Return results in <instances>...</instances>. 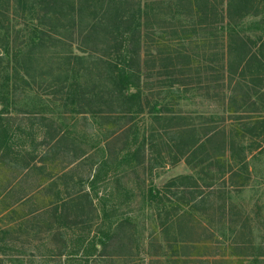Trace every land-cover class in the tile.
<instances>
[{
  "label": "rangeland",
  "instance_id": "rangeland-1",
  "mask_svg": "<svg viewBox=\"0 0 264 264\" xmlns=\"http://www.w3.org/2000/svg\"><path fill=\"white\" fill-rule=\"evenodd\" d=\"M177 2L162 0L156 7L159 24L166 20L168 6L175 14L174 25L197 22L195 6L177 8ZM216 3L219 8L222 0ZM242 12L258 14L256 18L246 15L240 29L241 34L257 38L262 30L251 26L264 18V0L248 2ZM241 15L234 13L232 22L238 23ZM12 16L9 21L16 28L27 22ZM214 27L197 26L192 43L203 38L224 41ZM10 33L16 47L17 33ZM196 46L203 62L207 53L201 43ZM52 52H43L42 60ZM261 56L264 59V51ZM246 76L253 85L248 83L249 97L241 108L212 100L191 87L171 89L169 97L153 89L154 99L159 92V101L186 118L196 137L210 126L217 129L211 140L201 137L200 154L212 160L197 166L193 165L198 161L170 163L166 144L172 134L162 131L167 126L164 120L159 123L142 114L133 119L132 115L117 119L110 112L84 115L71 112L70 106L63 114L54 100L58 96L41 91L38 79L36 84L29 80L32 85L25 92L30 98L15 97L4 109L0 105V228L7 230L0 236V250L4 246L7 253L4 264H264V68L250 66ZM35 94L46 98V103ZM143 141L144 166L134 155ZM150 193L157 196L155 201H149ZM58 198L65 202L49 208ZM9 204L15 205L9 209ZM40 204L46 206L39 217L11 220L16 211L20 217ZM124 219L129 220L125 236H137L129 244L131 258L118 257L126 253L119 243L110 250L112 258H98L92 245L99 250L103 232Z\"/></svg>",
  "mask_w": 264,
  "mask_h": 264
},
{
  "label": "trees",
  "instance_id": "trees-1",
  "mask_svg": "<svg viewBox=\"0 0 264 264\" xmlns=\"http://www.w3.org/2000/svg\"><path fill=\"white\" fill-rule=\"evenodd\" d=\"M216 1L178 0L177 8L182 4L195 6L194 21L197 22L189 24L185 20L174 25L175 14L171 6L164 13L166 20H161L163 24L156 21V7H161L162 0H0V105L4 109L15 97L22 98L20 100L30 98L25 92L32 85L29 80L36 84L38 79L41 91L58 96L54 100L64 109L63 114L70 106L71 112L84 115L106 116L110 112L116 113L117 119L130 115L133 119V116L142 114L159 123L164 120L167 126L161 128L162 131L172 134L166 144L171 164L181 160L187 164L198 161L193 165L197 166L211 161L212 156L200 154L203 148L201 137L216 134L215 126L207 128L200 138L196 137L194 126H187L186 118L168 110V105L159 101V92L154 99L152 91L157 88L169 97L172 96L171 89L178 92L191 87L202 90L212 100L228 101L230 106L241 108L247 103L251 89L248 83L253 85L252 79L258 77L253 75L251 81L247 80L245 70L250 66L264 68L261 56L264 51V18L252 22L251 27L262 30L253 39L241 34V20L258 16L249 12L242 14L252 0H222L220 9ZM234 13L242 14L238 23L232 22ZM17 15L27 19L20 28L9 21L10 16ZM211 18L213 22H209ZM219 23L221 25L217 27ZM197 26L203 30L216 26L214 28L220 30L224 41L219 43L203 38L192 43ZM10 31L17 33L16 47L11 43ZM197 43H201L203 52L207 53L203 54V62L195 52ZM191 44L195 46L189 48ZM219 44L220 49L217 48ZM50 50L53 54L42 60L43 52ZM35 95L40 102L46 103V98ZM134 155L142 159V166L147 163H144V141L137 144ZM20 160L25 161L24 158ZM27 167L24 164L23 169L27 170ZM12 189L10 187V191ZM156 198V195L149 194V201ZM26 199L30 201L33 197L30 195ZM60 202L65 200L58 198L48 207ZM13 205L9 204L8 208ZM45 206H31L20 217H16V211L11 220L23 222V217H35L44 211ZM169 219L167 216L166 220ZM128 221H114V226L102 231L98 240L101 248L97 250L92 245L98 258H112L110 250L117 247V243L126 252L118 257L131 258L129 244L133 238L136 242L137 236H125ZM6 233L7 230L0 228V236ZM6 255L3 246L0 264H4Z\"/></svg>",
  "mask_w": 264,
  "mask_h": 264
}]
</instances>
